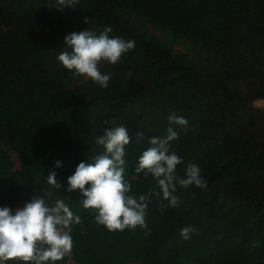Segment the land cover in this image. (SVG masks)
I'll return each mask as SVG.
<instances>
[{
	"label": "trees",
	"instance_id": "1",
	"mask_svg": "<svg viewBox=\"0 0 264 264\" xmlns=\"http://www.w3.org/2000/svg\"><path fill=\"white\" fill-rule=\"evenodd\" d=\"M54 4L0 0V207L43 195L55 171L61 187L53 195L81 218L71 253L55 264H264V107L255 104L264 98V0ZM109 26L110 37L135 47L117 64L101 62L110 73L102 88L57 57L71 52L67 34ZM172 112L188 121L171 125L179 136L170 151L183 160L177 174L196 164L206 188L177 185L176 207L153 197L147 229L98 226L79 190L66 191L67 178L103 151L95 136L123 124L126 179L131 193H147L156 181L134 166L149 137L166 136ZM189 225L196 232L185 241L180 231Z\"/></svg>",
	"mask_w": 264,
	"mask_h": 264
},
{
	"label": "clouds",
	"instance_id": "2",
	"mask_svg": "<svg viewBox=\"0 0 264 264\" xmlns=\"http://www.w3.org/2000/svg\"><path fill=\"white\" fill-rule=\"evenodd\" d=\"M78 2L55 0L52 7L58 10L76 9ZM88 21L85 17L84 22L88 24ZM111 31L109 26L99 34L88 28L67 34L64 37L65 46L71 52H60L57 59L74 77L83 76L107 88L110 73L100 71L101 62L117 64L123 54L135 47L133 40L110 37ZM167 119L170 126L166 129V136L149 137L150 146L141 152L134 166L136 174L145 178L151 175L156 181V186L149 188L147 193H131L132 185L126 179V146L130 137L123 124L105 128L103 135L95 136V144L103 151L91 155L88 162H79L74 173L67 178L66 191L79 190L83 196L79 200L81 206L93 211L98 226L102 225L110 232L135 229L137 226L147 229L145 216L153 197L166 200L168 207H176L179 198L173 193L177 185L184 189L193 186L206 188L196 164L189 163L183 176L177 174V166L183 160L170 151L171 142L179 136L171 125L187 127L188 121L175 112L170 113ZM137 138L141 140L143 134L137 133ZM60 166L61 162L57 161L55 167ZM46 177L50 190L43 195L32 196L23 207L15 210L8 206L0 207V264L8 261L55 264L71 253L72 225L80 224L81 218L73 213L64 199L53 195L52 190L58 191L61 187L56 172L49 171ZM50 200L53 202L49 203ZM195 232L196 229L189 225L181 229L180 236L187 241Z\"/></svg>",
	"mask_w": 264,
	"mask_h": 264
},
{
	"label": "rangeland",
	"instance_id": "3",
	"mask_svg": "<svg viewBox=\"0 0 264 264\" xmlns=\"http://www.w3.org/2000/svg\"><path fill=\"white\" fill-rule=\"evenodd\" d=\"M255 104H258L259 106L264 107V98H260L258 100L255 101ZM24 204H22L21 202H18L15 206L14 209L18 208V207H23ZM66 264H75V262L73 260H68L66 262Z\"/></svg>",
	"mask_w": 264,
	"mask_h": 264
}]
</instances>
